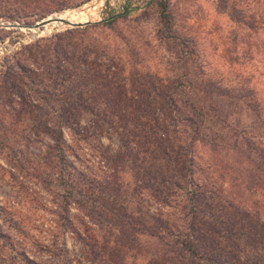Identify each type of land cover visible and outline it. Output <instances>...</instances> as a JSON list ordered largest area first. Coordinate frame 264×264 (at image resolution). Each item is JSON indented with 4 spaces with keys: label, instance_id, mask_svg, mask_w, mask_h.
<instances>
[{
    "label": "rangeland",
    "instance_id": "374dc122",
    "mask_svg": "<svg viewBox=\"0 0 264 264\" xmlns=\"http://www.w3.org/2000/svg\"><path fill=\"white\" fill-rule=\"evenodd\" d=\"M59 1L0 0L6 24L98 13L90 26L45 35L0 28V264H190L149 233L154 222L165 234L182 198L184 213L199 212L196 246L220 264H263L264 0H155L137 8V0H113L109 11V0H65L61 11ZM165 3L169 26L160 17ZM63 52L74 56L71 68ZM67 68L73 80L57 70ZM28 71L37 82L31 88ZM177 83L185 92L174 105H195L187 115L203 118L199 130L177 126L167 111ZM61 116L70 121L67 158L83 174L74 175L75 188L86 192L77 196L83 206L68 207V227L57 206L64 189L51 170L54 141L44 129ZM149 141L170 153L168 160L159 151L153 163L164 175L147 168ZM168 163L176 166L167 171ZM170 177L184 187L187 177L191 195Z\"/></svg>",
    "mask_w": 264,
    "mask_h": 264
},
{
    "label": "trees",
    "instance_id": "16d2710c",
    "mask_svg": "<svg viewBox=\"0 0 264 264\" xmlns=\"http://www.w3.org/2000/svg\"><path fill=\"white\" fill-rule=\"evenodd\" d=\"M153 1H155V0H150V2L147 4V6ZM58 5H59V7H58L57 10H59V11H61L63 9H66L68 7L67 6V2L65 0H60ZM167 11H168L167 10V4L166 3L162 4L161 10H160V17L164 21L165 25L169 26L170 25V17H169V14H168ZM111 23H112V21L108 22L107 25L111 24ZM57 53H58V51H57ZM82 53H83V55H85V53H86L87 56L89 54H92V53H90V50L88 48L85 49L84 51H82ZM62 54H66V59L72 61V62L69 63L70 65H69L68 68H71L70 66L73 65V64L75 65V61H74L75 59H74L73 55L71 57H69L67 55V53H65V52H63ZM63 58H64V56H63ZM68 68L64 72L60 71L59 69H57V70L59 72H61V74H63L64 78H71L72 79L74 77V75L71 76V74H70L71 71ZM31 73H32L31 71H28V72L24 73L28 77V79L30 80L29 81L30 88H31V85L32 86L37 85V82L33 79V77L31 76ZM174 86H175V88L173 90V93L169 94L168 96H166V98H168V100L171 103V105L167 104V111L171 110L170 112H172L175 116H177L176 120L179 121V123L176 124L177 126L180 123H184L185 125L190 124L189 126L195 128V129H198L201 126L200 124L203 123V118L199 119V120H196V119H194L192 117H189L187 115V112L194 110L195 105H193V104H183L182 106L174 105L175 104L174 103L175 96L180 97V96H182V93L185 92L183 90L184 86L181 85L180 83H177V85L174 84ZM82 87H84V85ZM77 105L82 106L83 108H87L89 106L88 104L81 105V104H78V103H77ZM63 107L64 106L61 105V108H63ZM89 110H90V108H89ZM131 123H132L131 121H129L127 123L125 122V125L130 124V126H131ZM68 128H70V121L68 119H64L63 116H61V120H58V121H55V122L49 121L48 125H46L44 127L45 132H47L52 137V139L54 141V145L50 148V153H51V156L55 160L54 161L55 164L52 166L51 170L55 171L57 173V178H58L57 181L61 182L60 185L64 189L63 193L60 195V197L62 198V202L60 203V205H57V206H59V208L61 209L60 214L62 212H66V216L64 215V216H62V218L64 220L63 224H66L67 227L71 226L73 224L71 219H70V217L69 216L67 217V215L70 212V208H68V207H70V205L72 203L81 204L83 206L82 200L81 199L77 200V196L79 195L80 197H82L84 195L83 193H86V192H83V190H79L77 187H76L77 189L75 188L76 181H75L74 178H76V177L74 175L82 176L83 174H82L81 171H78V169L68 160L67 155H66L67 142H66V139H65V136H64V129H68ZM132 128H134V126L131 127V129L129 131H131V132L134 131V129H132ZM150 130H151V136L160 138L163 141L162 142L163 145H165V138L162 135H159L156 131H154V128H150L149 131ZM166 133H167V131H165L163 133V135H165ZM161 146L156 145V143L154 141H149V143H147V146L145 148L146 150L144 152V154H145L144 155V160L147 158V156L152 155V160H150V162H152V163H148V159L145 161V163H146V165L149 164V167H147V168H150L151 170L154 168V172L152 174H154L155 176L156 175H164L165 174V172L163 170L159 169L156 166L157 164L156 165L153 164V163H157V161L159 160V159H157L159 151H161V152H163L165 154L164 158H166L168 160L171 159V156H170V153L168 152V149L161 148ZM16 155H17V153H16ZM14 156L15 155H13V158H12L13 161L19 162ZM158 162H160V161H158ZM167 165H168V167L166 168L167 171L170 169V167H172V165L174 167L176 166V164H174V163L173 164L168 163ZM12 168H14V167H12ZM146 174H148L149 176L154 177L150 173H146ZM170 178L171 179L169 181L166 180V179H163V180L164 181H168L169 184L174 183L173 182V177H170ZM93 180L95 181V179H93ZM180 180H184V183L186 182V186L185 187L188 186L189 181H188L187 177H185V179L180 177ZM86 182H89L88 178H86ZM174 184H175L177 189H181V190L184 189V191H183L184 194L191 195L192 192L188 191L184 187V184H183V186L177 184L176 182ZM54 194L56 196L57 195L59 196V194H56V193H54ZM192 195L194 197L196 195V193H193ZM85 197H86V194H85ZM181 203H184V198H182L180 200V203H179V207H180V212L181 213H179L178 215H175L177 213L174 212L173 214L169 215L168 218H167L166 228L163 229V230H165V234L166 235L165 234L161 235L160 233H158L160 227L158 225L154 226L155 225L154 222H152V225H151V228H150L151 231H149L150 235L153 236L156 239H159V241L162 244H166L170 249L175 247L176 250L181 252L180 253L181 256H182V253L184 254V256H182V257L184 259L189 260L190 264H220L216 260L215 256H213L212 254H209V251H204L203 247L201 249V248H199V246H196L192 242V239L196 238L195 237L196 232H195V228L194 227H196L197 215H198L197 213H199V212L197 211L198 209L195 208L196 209L195 213L192 212V214L191 213H187L186 214L183 211L186 208V206L181 205ZM165 204L168 207H171V208L174 207L172 205L171 201H166ZM93 207H95L97 209L96 206H93ZM177 208H178V204L175 205V209H177ZM60 214L58 216H60ZM86 214L89 215L88 213H86ZM119 217H121V216H119ZM189 217H192V221H194V225L192 223L193 227L190 225V227L188 229L189 232L193 231V233H192L191 237H189L190 240H187V235L188 234L185 232L186 230H185L184 226H186L187 220H188ZM97 218L99 220H101V221L112 222L110 220H107L106 216L98 215ZM109 224H111V223H109ZM2 237H4V236H2ZM165 240H166V242H164ZM195 240H196L197 243L200 244V242H201L200 239L197 238ZM205 242H207V240ZM177 246L178 247L180 246L181 249H179ZM204 246H206V245H204ZM167 256H168V253H167ZM167 260L171 261L172 259L170 260V257H167ZM168 263L172 264V262H168ZM182 263L183 262H178L176 264H182Z\"/></svg>",
    "mask_w": 264,
    "mask_h": 264
},
{
    "label": "bare ground",
    "instance_id": "6f19581e",
    "mask_svg": "<svg viewBox=\"0 0 264 264\" xmlns=\"http://www.w3.org/2000/svg\"><path fill=\"white\" fill-rule=\"evenodd\" d=\"M56 16V17H55ZM97 16V17H96ZM98 18V13L96 8L92 9H86L85 11H65L60 14H56L53 17H49L47 21L49 20H55V19H60V20H65L68 21L69 23H86L87 21H94L95 19ZM69 27V25L61 23L59 21L53 22L49 25H46L42 27L39 30H30L35 34L39 35H45V34H50L54 30H63ZM23 30V29H21Z\"/></svg>",
    "mask_w": 264,
    "mask_h": 264
},
{
    "label": "water",
    "instance_id": "95a60500",
    "mask_svg": "<svg viewBox=\"0 0 264 264\" xmlns=\"http://www.w3.org/2000/svg\"><path fill=\"white\" fill-rule=\"evenodd\" d=\"M112 1L113 0H109V3L105 4V8H106L107 11H109ZM102 2H103V0H102ZM54 15H56V14H53V15H51L49 17H53ZM49 17H47L45 19H42V20H40V21H38V22H36L35 24H32V25L31 24L30 25L29 24L28 25H22V24L0 23V28H5V29H12L13 28V29H25V30H33V29H35V30H39L42 27H44L46 25H49V24H51L53 22H56V21H59V22L64 23V24H67V25H69L70 28H85V27L90 26V25L95 23L94 21H87L86 23H74L73 24V23H69L68 21L60 20V19L47 21ZM112 18H114V16H112V17H110L108 19H105V21H107L109 19H112Z\"/></svg>",
    "mask_w": 264,
    "mask_h": 264
},
{
    "label": "built area",
    "instance_id": "2783aa9c",
    "mask_svg": "<svg viewBox=\"0 0 264 264\" xmlns=\"http://www.w3.org/2000/svg\"><path fill=\"white\" fill-rule=\"evenodd\" d=\"M150 2V0H137V2L136 3H133L132 4V7L133 8H137V7H139V6H142V5H145V6H147V4Z\"/></svg>",
    "mask_w": 264,
    "mask_h": 264
}]
</instances>
